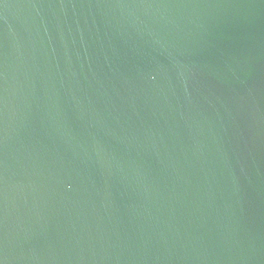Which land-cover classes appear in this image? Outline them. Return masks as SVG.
<instances>
[{
  "label": "water",
  "instance_id": "1",
  "mask_svg": "<svg viewBox=\"0 0 264 264\" xmlns=\"http://www.w3.org/2000/svg\"><path fill=\"white\" fill-rule=\"evenodd\" d=\"M0 264H264V0H0Z\"/></svg>",
  "mask_w": 264,
  "mask_h": 264
}]
</instances>
